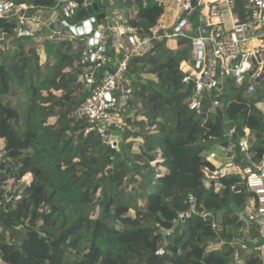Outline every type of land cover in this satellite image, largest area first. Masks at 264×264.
<instances>
[{
    "label": "trees",
    "instance_id": "1",
    "mask_svg": "<svg viewBox=\"0 0 264 264\" xmlns=\"http://www.w3.org/2000/svg\"><path fill=\"white\" fill-rule=\"evenodd\" d=\"M13 1L48 15L59 2ZM97 1L104 20L118 17L139 34L165 11L159 0ZM17 21L0 16V264H259L257 253L241 246L246 234L235 215L250 193L238 175L207 169H219L209 152L220 154L229 143L237 163L261 160L264 81L247 93L250 73L241 83L223 77L191 109L195 83L184 81L180 68L190 57L187 39L156 43L129 59L124 79L132 98L112 126V148L75 115L89 94L83 42L51 41L42 29L36 44L18 35ZM247 129L246 152L238 141ZM190 194L196 213L182 219Z\"/></svg>",
    "mask_w": 264,
    "mask_h": 264
},
{
    "label": "built area",
    "instance_id": "2",
    "mask_svg": "<svg viewBox=\"0 0 264 264\" xmlns=\"http://www.w3.org/2000/svg\"><path fill=\"white\" fill-rule=\"evenodd\" d=\"M58 1L48 20L40 15L45 9L33 4H17L13 0H0V16H17L16 31L20 36L36 39L45 26L49 28L46 39H68L74 45L78 40L83 42L81 79L89 94L76 108L75 115L85 119L112 148H118V137L112 126L122 122L118 112L132 98V91L124 79L129 59L143 54L156 43L166 41L167 46L172 47L179 38L187 39L190 57L181 62L180 68L185 73L183 80L195 83L191 109H199L202 94L214 90L223 77L241 83L250 73L247 93L254 92L258 81H264V0H196L195 4L192 0H172V6H167L145 34L103 25L96 29L93 26L97 22H93L91 32L80 34L74 29L83 20H77L76 16L80 8L95 0ZM120 50L124 51L120 59L110 53ZM211 104L217 106L218 100L213 98ZM248 137L247 129L238 141L241 151H248ZM221 150L226 161L224 165L214 171L207 170L216 175H238L250 193L245 207L235 212L246 234L240 241L242 248L255 251L259 264H264V154L258 163L243 166L235 161L234 143ZM208 158L215 159L217 154L209 152ZM188 205V210L180 214L182 219L196 213L197 201L192 194L188 196ZM213 226L220 228L217 223ZM253 229L257 236L250 235ZM163 232L170 231L164 228ZM246 241L251 243L250 247ZM162 252V249L157 251Z\"/></svg>",
    "mask_w": 264,
    "mask_h": 264
},
{
    "label": "water",
    "instance_id": "3",
    "mask_svg": "<svg viewBox=\"0 0 264 264\" xmlns=\"http://www.w3.org/2000/svg\"><path fill=\"white\" fill-rule=\"evenodd\" d=\"M192 3L195 4L196 0H192ZM105 18L106 12L102 10V6H100L99 2L97 0L92 1L87 6L80 8L77 20H83V23L78 24L74 31H77L80 34L84 31L89 33L92 30L93 22L100 24ZM96 35H98V33ZM262 126H264V122L262 123Z\"/></svg>",
    "mask_w": 264,
    "mask_h": 264
},
{
    "label": "crops",
    "instance_id": "4",
    "mask_svg": "<svg viewBox=\"0 0 264 264\" xmlns=\"http://www.w3.org/2000/svg\"><path fill=\"white\" fill-rule=\"evenodd\" d=\"M160 1V0H159ZM161 2H163L164 3V5H165V9H167L168 7V4L167 3H169V5H170V2L171 1H167V0H161ZM40 15H41V17H42V19L43 20H48V18L50 17V14L48 15V13H47V11H42V12H40ZM100 25H103V26H107V27H114V28H116V29H119L120 31H125L127 28L125 27V26H123V25H120L119 24V22H118V17H115V18H111V19H109V18H107L106 20H104L102 23H100V24H95L93 27L94 28H98ZM43 38V36H40V35H38L37 37H36V39H38V40H41ZM35 39V38H34ZM35 39V40H36ZM259 105V107L264 111V103L262 102V103H259L258 104ZM220 156L217 154V157L218 158H220L221 159V163H222V165H224V163L226 162L225 161V159L222 157V150H220ZM217 160V159H216ZM221 165V166H222ZM221 166H218V167H221Z\"/></svg>",
    "mask_w": 264,
    "mask_h": 264
},
{
    "label": "rangeland",
    "instance_id": "5",
    "mask_svg": "<svg viewBox=\"0 0 264 264\" xmlns=\"http://www.w3.org/2000/svg\"><path fill=\"white\" fill-rule=\"evenodd\" d=\"M161 1V0H160ZM163 1V0H162ZM167 1H172V0H167ZM168 4V6H169V3H167ZM170 6H172V5H170ZM49 34V30L44 26L43 27V31H42V35H44V36H47ZM32 42H35L36 44H39V40L38 39H36V40H32ZM32 42L30 41V40H27V44H32ZM121 120H122V118H121ZM248 132V131H247ZM140 141V140H139ZM135 142H137V141H135ZM2 143V140H1V138H0V144ZM138 143V142H137ZM138 149L135 147L134 148V151H137ZM219 156H220V154H218ZM217 159V160H216ZM212 161L215 163V164H217L218 166H221L222 165V161H221V159L220 158H215V159H212ZM25 182H29L30 181V176H26V177H24V179H23ZM219 245H217L216 247H218Z\"/></svg>",
    "mask_w": 264,
    "mask_h": 264
}]
</instances>
